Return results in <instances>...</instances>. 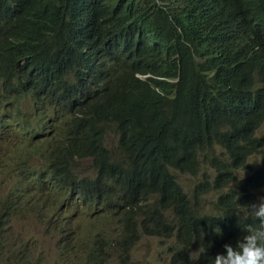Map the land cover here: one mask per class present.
<instances>
[{
  "label": "trees",
  "instance_id": "1",
  "mask_svg": "<svg viewBox=\"0 0 264 264\" xmlns=\"http://www.w3.org/2000/svg\"><path fill=\"white\" fill-rule=\"evenodd\" d=\"M214 50L221 59L206 60ZM216 79L250 85L244 113L222 110L232 95ZM263 107L264 0H0V236L42 186L104 226L77 260L71 223L52 206L42 217L65 227L75 264H102L107 248L127 258L142 236L174 238L170 264H247L244 246L264 238V199L231 190L207 209L200 195L228 184L247 146H264V115L249 111ZM114 134L127 162L106 145ZM86 160L95 178L78 176ZM175 173L197 178L189 193Z\"/></svg>",
  "mask_w": 264,
  "mask_h": 264
},
{
  "label": "rangeland",
  "instance_id": "2",
  "mask_svg": "<svg viewBox=\"0 0 264 264\" xmlns=\"http://www.w3.org/2000/svg\"><path fill=\"white\" fill-rule=\"evenodd\" d=\"M262 131L264 134V127ZM8 132L15 133L16 129L9 127ZM31 135L32 134H29V136ZM20 138L22 139L16 140L17 148L11 156L23 152V139L25 138L24 136ZM117 140V136L109 138L108 144L112 146V154L119 157V152L114 149L117 146ZM8 147L9 143L7 141L0 142V163L2 161L3 151ZM123 160L127 162L128 158L124 157ZM258 160L259 158L253 159V161ZM86 173L89 174V176L93 175L92 178L96 176V171L92 166V160H86V171L77 174L78 176H82ZM175 175L177 181L185 188V192L189 193L190 189L192 190L191 187L196 178L190 175L182 176L180 173H175ZM242 176V174L239 175L240 178ZM7 179H9L8 175L5 174L2 176V181L0 182V197H5L7 195L8 185L3 184ZM46 197L50 201L56 202L53 193H49ZM30 202L31 200L27 203ZM67 206L69 209L79 211L83 214V216L75 220V233L78 235L75 240L76 254L77 260H81L84 257V253L94 246L96 236L99 232L104 230V226L96 221V216L94 218L86 216L88 213L91 214L92 212L85 205L75 204L70 201ZM204 206L207 209L212 208L210 203H206ZM30 208L31 205L21 206V210L10 220L6 230L9 237L0 245V264H75L72 252L68 255L67 260H62L52 247L54 240L62 230H65V227H52L49 225V221H44L45 219H41L37 216H35V221H28L27 214ZM39 230H44V232L40 233ZM124 232L125 229L123 227L119 225L112 226L110 230V240H119ZM174 241V238L142 236L130 252L128 262L129 264H170V247L173 245ZM15 242H18L17 247H15ZM193 248L197 255L200 248L198 240L195 241ZM106 254L108 259L105 264L120 263L119 255L112 252L110 248L106 249Z\"/></svg>",
  "mask_w": 264,
  "mask_h": 264
},
{
  "label": "clouds",
  "instance_id": "3",
  "mask_svg": "<svg viewBox=\"0 0 264 264\" xmlns=\"http://www.w3.org/2000/svg\"><path fill=\"white\" fill-rule=\"evenodd\" d=\"M44 4L40 7H37L34 12L33 18L35 19H40L42 15ZM212 59V60H220L221 55L219 53V50H214L211 55H209L206 60ZM244 86H250L248 83L245 81L241 82H235L234 84H227L221 80L215 81L214 88L215 90H219L224 93H229L232 95V102L231 105L227 109H222L223 111L227 113H244L245 111L240 107L241 103H244L246 101H252L250 98V93H247L244 90ZM262 111L260 116L264 115V107L263 108H252L249 111L251 112H256V111ZM9 127H13L16 129V132L13 133L15 134H20L24 131V128L20 124H8ZM261 127L258 130L257 134L259 137H264L263 134V124H259ZM26 133V132H25ZM31 134L29 132L27 135ZM25 136V135H21ZM19 136V137H21ZM116 135H110L106 139V145L112 149V146L108 144V139L109 138H114ZM117 146L114 148L119 152V157L114 156L115 159L123 160L124 157H127L124 155L121 150H120V144H119V136L117 135ZM113 150V149H112ZM221 151L220 149H218ZM264 146H261L258 151L256 150V147L253 146H247L246 152L243 154V157L245 158V162L243 165L238 167L237 169H234L230 172L229 174V182L228 184L220 191H216L214 189L210 190L207 194L205 195H200L204 199V205L206 203H210L211 207H215L216 202L218 201L219 197L221 194L227 193L231 190H237L239 192L238 197L244 196L248 191L254 192L255 195L257 196L256 199H264ZM254 158H259L258 161H253ZM208 173H212V170L209 168ZM242 174L243 176L240 178L239 175ZM191 176V175H190ZM194 177V176H192ZM196 178V177H195ZM200 178L203 181V175L200 174ZM197 180V178H196ZM195 180V182H196ZM195 182L192 184V186L195 185ZM28 187V186H25ZM23 187V190L24 188ZM42 187V186H41ZM36 187L34 188V191L32 193H36L34 197L28 198V197H23L21 199L20 205L12 211V213H9L5 217V231L1 234L0 236V245L7 240L9 237L6 233L7 226L9 225L10 220L17 215V213L21 210V206H26V205H31L30 211L27 214V219L28 221H35V216L39 217L42 219L43 216H45L50 207L52 206L58 213H61L63 215V221L64 222H70L71 223V230L75 233V220L78 219V217L70 212H78L81 215H83L79 211L71 210L68 208L67 204L70 202L66 203V211L61 203L57 199L56 202L50 201L46 195L49 193H53L54 196L56 197V193L53 190L47 189L46 187ZM50 191V192H49ZM23 192V191H22ZM7 198V195L5 197H0L1 200L5 201ZM31 200L30 203H27ZM81 205V204H79ZM205 207V206H204ZM206 208V207H205ZM214 209V208H213ZM98 210V209H97ZM3 212V209L0 208V215ZM44 221H50V219H45ZM40 233L44 232V230H39ZM62 232V231H61ZM59 233L58 237L54 240V243L52 245L53 249L55 250V253L58 255V257L62 260H67L68 255L72 252L70 251V244L64 239L62 233ZM152 237V236H150ZM13 238V237H12ZM169 238V237H166ZM15 247H17L18 242H15ZM134 246L132 247V249ZM130 250V252L132 251ZM112 252L117 253L120 257V263L119 264H129L128 259L130 257V252L128 253L127 258H122V255L119 252H116L114 249H111ZM242 257H248L251 260L247 264H264V238L261 239L257 244L255 245H245L243 252L240 256V260ZM260 260V261H257ZM105 264V261L102 263Z\"/></svg>",
  "mask_w": 264,
  "mask_h": 264
},
{
  "label": "bare ground",
  "instance_id": "4",
  "mask_svg": "<svg viewBox=\"0 0 264 264\" xmlns=\"http://www.w3.org/2000/svg\"><path fill=\"white\" fill-rule=\"evenodd\" d=\"M263 38V37H262ZM123 75V74H122ZM117 79V77H116ZM119 79V78H118ZM117 83V82H116ZM118 91V90H117ZM125 92V91H124ZM123 95V94H122ZM126 96V95H125ZM134 101V100H133ZM133 103V102H132ZM130 105V104H129ZM127 106V105H126ZM261 112V111H260ZM81 120V119H80ZM195 188V187H194ZM181 200V199H180ZM190 214V213H189ZM184 222V221H183Z\"/></svg>",
  "mask_w": 264,
  "mask_h": 264
}]
</instances>
